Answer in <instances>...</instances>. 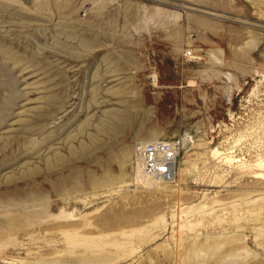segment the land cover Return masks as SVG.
<instances>
[{"label": "rangeland", "instance_id": "374dc122", "mask_svg": "<svg viewBox=\"0 0 264 264\" xmlns=\"http://www.w3.org/2000/svg\"><path fill=\"white\" fill-rule=\"evenodd\" d=\"M263 173L264 0H0V264H264Z\"/></svg>", "mask_w": 264, "mask_h": 264}, {"label": "built area", "instance_id": "2783aa9c", "mask_svg": "<svg viewBox=\"0 0 264 264\" xmlns=\"http://www.w3.org/2000/svg\"><path fill=\"white\" fill-rule=\"evenodd\" d=\"M136 152L138 160L142 162L143 174L153 178L172 179L179 153L174 142L158 140L141 143Z\"/></svg>", "mask_w": 264, "mask_h": 264}, {"label": "bare ground", "instance_id": "6f19581e", "mask_svg": "<svg viewBox=\"0 0 264 264\" xmlns=\"http://www.w3.org/2000/svg\"><path fill=\"white\" fill-rule=\"evenodd\" d=\"M144 140H142L141 142L142 143H144L143 142ZM140 143V142H139ZM213 153H215V154H217L218 153V150H215ZM220 154V153H219ZM137 166H139V165H137ZM137 169H138V167H137ZM262 174V173H261ZM264 174V173H263ZM259 175H260V173H259ZM138 176H139V178H141L143 181H145V182H155V181H157V184L159 183V185H160V182H162L161 180H160V178H152V177H150V176H146L145 174H143V171H142V169L139 167V169H138ZM203 250V249H202ZM206 250V249H205Z\"/></svg>", "mask_w": 264, "mask_h": 264}]
</instances>
